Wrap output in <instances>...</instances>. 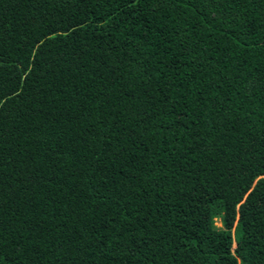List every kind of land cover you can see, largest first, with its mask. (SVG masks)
<instances>
[{
  "label": "trees",
  "instance_id": "1",
  "mask_svg": "<svg viewBox=\"0 0 264 264\" xmlns=\"http://www.w3.org/2000/svg\"><path fill=\"white\" fill-rule=\"evenodd\" d=\"M0 264H264V0H0Z\"/></svg>",
  "mask_w": 264,
  "mask_h": 264
},
{
  "label": "rangeland",
  "instance_id": "2",
  "mask_svg": "<svg viewBox=\"0 0 264 264\" xmlns=\"http://www.w3.org/2000/svg\"><path fill=\"white\" fill-rule=\"evenodd\" d=\"M215 225H216L217 227H220V226H221V224H220V222H219L218 219H215Z\"/></svg>",
  "mask_w": 264,
  "mask_h": 264
}]
</instances>
